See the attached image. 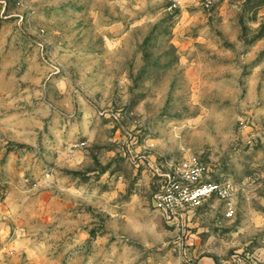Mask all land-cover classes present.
Returning a JSON list of instances; mask_svg holds the SVG:
<instances>
[{"label":"rangeland","instance_id":"obj_1","mask_svg":"<svg viewBox=\"0 0 264 264\" xmlns=\"http://www.w3.org/2000/svg\"><path fill=\"white\" fill-rule=\"evenodd\" d=\"M191 157L231 217L155 211ZM202 257L264 264V0H0V264Z\"/></svg>","mask_w":264,"mask_h":264},{"label":"built area","instance_id":"obj_2","mask_svg":"<svg viewBox=\"0 0 264 264\" xmlns=\"http://www.w3.org/2000/svg\"><path fill=\"white\" fill-rule=\"evenodd\" d=\"M166 166L165 179L152 198L153 208L162 218L175 219L210 197L224 203L225 217L232 216L234 186L230 182L205 180V171L194 157L167 162Z\"/></svg>","mask_w":264,"mask_h":264},{"label":"crops","instance_id":"obj_3","mask_svg":"<svg viewBox=\"0 0 264 264\" xmlns=\"http://www.w3.org/2000/svg\"><path fill=\"white\" fill-rule=\"evenodd\" d=\"M160 163H161V162H160ZM160 163H159V164H160ZM160 165H161V164H160ZM161 166H162V165H161ZM155 167H156V170L159 169L158 166H155ZM162 169H163L165 172L168 171V168H167V169H164V168L162 167ZM252 211H254V210H252ZM190 213H191V212H190ZM187 214H188V215H187ZM224 215H225V210H224ZM185 216L187 217V219L190 218L189 211L183 213L182 215H179V217H180V219H181L182 221H184ZM199 264H212V260H211L210 258H208V257H202V258L199 260Z\"/></svg>","mask_w":264,"mask_h":264}]
</instances>
